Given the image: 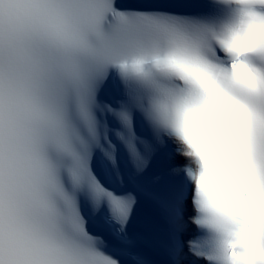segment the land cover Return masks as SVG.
<instances>
[{
	"label": "snow or ice",
	"instance_id": "1",
	"mask_svg": "<svg viewBox=\"0 0 264 264\" xmlns=\"http://www.w3.org/2000/svg\"><path fill=\"white\" fill-rule=\"evenodd\" d=\"M262 27L264 0H0V264H144L131 253L138 241L177 264H226L231 217L196 199L189 161L161 121L210 82L247 113L246 154L264 191ZM242 36L251 39L245 50ZM109 90L131 99L184 161L172 169L183 211L169 208L166 237L134 239L141 201L155 197L97 168L99 153L113 159L96 116L113 111L101 100ZM119 116L131 133L128 111ZM135 139L125 142L142 172ZM189 225L197 239L181 240Z\"/></svg>",
	"mask_w": 264,
	"mask_h": 264
},
{
	"label": "clouds",
	"instance_id": "2",
	"mask_svg": "<svg viewBox=\"0 0 264 264\" xmlns=\"http://www.w3.org/2000/svg\"><path fill=\"white\" fill-rule=\"evenodd\" d=\"M236 44L245 50L251 39L242 36ZM240 74L251 83L246 70ZM200 88L198 98L164 111L162 130L189 161L185 172L196 199L222 207L231 217L234 230L222 255L226 264H264V191L246 154L243 125L247 113L210 82L201 80ZM194 206L198 217L199 205Z\"/></svg>",
	"mask_w": 264,
	"mask_h": 264
}]
</instances>
